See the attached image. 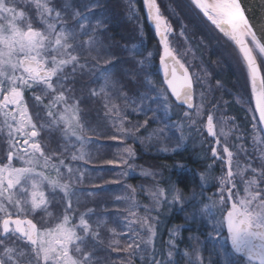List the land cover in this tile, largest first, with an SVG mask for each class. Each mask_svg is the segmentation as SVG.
I'll list each match as a JSON object with an SVG mask.
<instances>
[{"label":"rangeland","instance_id":"rangeland-1","mask_svg":"<svg viewBox=\"0 0 264 264\" xmlns=\"http://www.w3.org/2000/svg\"><path fill=\"white\" fill-rule=\"evenodd\" d=\"M19 1L20 4L29 2L35 7L37 20L41 26H32L31 15L24 9L10 5L6 0H0V57L4 58L0 62V71L4 72V68L6 72H13L12 65L23 56L20 51V43L27 40L29 32L33 30L42 34L39 39L43 43L37 46L42 49L40 54L50 53L45 55L44 59L58 61L64 67L49 82L52 85L51 89L38 84L37 88L40 91L32 94V98H26L22 92V106L26 108L31 123L37 126L36 129L46 130L51 127L52 140L47 139V145L42 144L41 146H53V150L48 149L47 158L39 155L37 151H21L19 167L16 171H11L12 179L16 177V184L20 183L16 191L12 192L17 194L15 201L18 205L15 208L17 219L32 220L37 224V232L41 234L42 238L44 233L52 234L48 239L56 237L57 230L62 225L66 227L70 235L65 241L64 247L74 264H100L101 250L113 249V253H116L117 247L123 245L126 247L127 254H133L143 264H152L154 259L164 261L165 264L169 260L173 264H191L197 254L203 264H216V262H220L216 254H224L219 250L221 244L225 246V249L229 248L225 251L227 257H230L231 254L234 258L235 255L236 257L242 256L236 251L230 250V239L222 238V235H227L226 229L221 235L214 232V226L221 218L219 210L222 209L225 215L226 211L230 209L228 208L230 207L229 199L234 203L246 198L249 194L264 198L262 194L264 193V175H260L259 172L255 176L247 169L246 171L241 168L237 170L229 164H226L225 171H219L220 175L212 173L209 161L212 157L208 151L209 146H207L208 138L211 135L207 131L206 122L207 115L213 113L217 136L221 139L229 138L228 130L232 126L229 123L223 124L224 118H219L217 110L214 109L217 104L215 95L219 92H207L223 88L218 86V83L222 85L219 80L223 78V75L217 73L216 70L225 68V64H229L237 70L238 80L235 79L231 84L234 87L237 82L239 88L245 90L240 92L238 101L244 104L251 113L249 99L246 95L248 91L244 88L243 82L246 78L249 86L248 75L242 60L239 58L240 64H238V59L235 60L238 51L234 44L205 18L214 27L217 34L228 40L232 47L222 49L219 46H212L207 50V41H210L211 46L213 40L210 36L201 34L202 31L199 30L206 31L203 26L195 25L197 32V30H193V25H187L183 21L177 23L180 18L178 9L174 7L173 2L156 0L159 13L166 21V27L171 29L165 37L169 49L176 54L184 66L193 67V72L199 78L203 91L205 88L207 90L206 92L198 91L196 106L193 110H185L176 107L175 101L168 92L163 91L165 88L155 74L163 46L160 39L149 40L147 38L146 27L144 28L142 25V20L139 30L135 34L137 39L136 41L131 40L130 48L126 45L124 49L110 51L109 54L115 53L114 57H109L107 52L98 51L95 56L87 51L84 63L83 60L78 62L80 59L78 55L82 50L86 48L88 50L92 37L93 42L96 41L99 33L105 28L99 23H96L95 31L90 28L91 24L99 20L100 15L96 16L90 7L87 8L89 14L85 9H81L76 15L70 7L72 0H61L62 10L53 4V0H17L16 2L19 3ZM41 4H46L59 12V20L55 13L46 15ZM88 4L93 6V1L89 0ZM67 10L73 14L72 17L67 14L63 17ZM136 10L134 1L127 2V14L140 15L144 19V15ZM113 26L117 29L114 33L118 34L121 28L118 29L117 25ZM204 27L206 28V26ZM127 28L133 32V27ZM151 30L156 31L152 27ZM129 49L131 50L129 51ZM127 50L129 55H127ZM221 50L226 51L228 59L225 58V60L227 62L230 61L229 55H231L230 63H225L224 60L220 61ZM135 55L137 58H134ZM211 55L213 56L211 57ZM129 56L135 61L145 63L144 69L148 73L144 82L146 88L141 90L139 97H132L131 93H126L122 102H127L130 107L128 106L127 110H120V99L113 98L111 92L115 87L114 82L116 83L119 77L123 78L125 74L126 76L127 74L131 75L130 68H128L131 65L127 64L126 60V58H130ZM111 59L114 60V63L118 62L119 66L117 63L116 65L110 63ZM77 65L86 73L77 76L72 82V70L76 69ZM139 65L142 64L139 63ZM58 66L57 64H47L48 68ZM16 75H21V73L18 71ZM200 79L202 80L200 81ZM69 80L70 83L72 82L71 84H68ZM130 86L136 87L134 83H131ZM79 89L86 92H80ZM220 94L222 97L225 95L235 96L234 92H220ZM61 95L64 99L57 100L56 97ZM83 100L86 101L85 105L82 104ZM161 101H166V103H161ZM2 104V97H0V105ZM128 108H132L130 110L134 111H130ZM14 110L15 112L11 113L8 108L3 107L0 109V113L5 121L20 120L19 109L15 107ZM126 111L127 114H124ZM5 113L11 114L6 116ZM134 116V121L130 120ZM146 118L148 119L146 128L140 127L139 125ZM121 125L124 129L134 132L139 140L123 136L113 139ZM104 134L106 135L104 136ZM236 134L239 136V133ZM232 137L235 138V135ZM45 138L46 134L44 133V140ZM193 139L199 144L193 142L192 147L200 148V143L204 142L202 148L205 152L197 156L196 159L199 164L203 163V166L204 162L208 160L209 168L206 171L197 172L198 182L186 195L177 189L169 175L168 179L165 177L163 167L146 164L143 156L146 153L165 155L184 149L186 147L184 143ZM262 141L264 148V140ZM126 147H130L135 155L129 157L124 153L123 149ZM224 147L228 150L225 144ZM165 148L169 151H161ZM223 153L228 161L227 152ZM229 167L232 171L231 182L223 185V199L226 203L213 204L214 201L218 202L221 199V179H227ZM19 170L24 171L20 172ZM28 172L36 174L32 177ZM209 172L214 175L212 179ZM223 172L225 173L223 174ZM247 172L248 176H246ZM238 178L239 181H237ZM169 182L172 183L171 186H168ZM232 184H235V188H232ZM227 185L233 192L231 198L227 194ZM173 186L182 193L183 202H169L172 206L171 212L182 214L186 210L187 219H185V225L173 222L169 224L166 241L162 243L160 238L156 235L152 236L149 229L145 227V220L147 219L155 229L158 217L150 218L148 213L153 210L156 215L160 209V215H165L162 211L166 210L168 201H171L168 190ZM164 195H166V199H163ZM37 196L44 201V204L40 208L32 209L33 199ZM154 197L160 198L159 203ZM105 201L109 204H105ZM257 203L259 201H253V207ZM4 207L8 213L14 211L11 206ZM21 209H23L22 212ZM2 214L0 213V215ZM82 215L88 225L86 229H82L80 225ZM162 223L159 220L158 229L162 227ZM183 228H193L194 232L201 235L202 243L201 239L197 238L198 235L192 236L189 234L190 232L187 233L185 242H182ZM149 238H151V243H149ZM170 240L174 242V246L169 244ZM197 241L200 242L199 247H196ZM25 243L26 241L22 242L21 252H25L27 255L21 259V264H34L31 250ZM170 251L172 252L171 257L168 256ZM109 262L110 259L103 264H109ZM41 264H43L42 259ZM238 264L253 263L239 261Z\"/></svg>","mask_w":264,"mask_h":264},{"label":"snow or ice","instance_id":"snow-or-ice-1","mask_svg":"<svg viewBox=\"0 0 264 264\" xmlns=\"http://www.w3.org/2000/svg\"><path fill=\"white\" fill-rule=\"evenodd\" d=\"M144 3L145 8L154 20L156 32L161 37L163 43L164 51L161 62H164V60L168 58L174 61L172 65L164 64L167 85L177 100L182 99L185 104L191 105L192 80L189 76L188 69L176 60L173 53L169 50L168 42L165 38V34L171 31V29L166 27V21L163 20L159 13L156 0H144ZM195 3L213 24L219 25L222 32H226L227 35L232 36L241 46L243 54L247 58L248 66L251 69L253 86H255L257 66L249 48L244 44V37L245 35H251L253 40H255L256 37L244 7L241 4V0H195ZM41 7L46 15L55 13L57 20H59L60 13L55 9L48 7L46 4H41ZM41 35V33L35 32L34 30L30 31L27 40L21 41L20 43V51L23 53V56L12 65L13 72L11 75L0 71V86L6 85V87H3V91H0V95H2L4 91L9 93L7 96H4L3 106L16 105L19 109L20 124L33 129L30 133L25 132V135L29 136L33 141L38 140L40 132L36 130L37 126L31 123L26 108L22 106L23 97L20 89L28 88L32 84H40L51 89L52 85L49 82L53 77H56L58 73H60L61 68L64 67V65L60 64L58 61L44 59V56L50 53L45 52L44 55L40 54L42 49L37 46L43 43V41L39 39ZM49 63L59 66L48 68L47 64ZM137 63L142 62L137 61ZM18 71L21 75H16ZM260 84L264 86V80H261ZM218 86L222 87L219 83ZM36 99L38 98L36 97ZM56 99L62 100L64 97L61 95L57 96ZM161 103H166V101H161ZM256 105L259 108L260 119L264 120V90L256 94ZM5 115L7 116L9 114L5 113ZM145 116L147 117L146 112ZM147 124L148 119L146 118L139 126L146 128ZM17 130L19 131V129ZM207 131L212 136L216 135L213 127L212 115H208L207 117ZM261 131H264V129ZM121 136L139 140V137L136 136L134 132L124 129L122 125L113 139H118ZM25 148H31L33 152H36L39 151L40 145L39 143L29 145L28 141L25 140ZM161 151L167 152L169 150L165 148L161 149ZM224 151L227 152L228 164L231 165L232 153L226 148ZM123 152L129 157L135 155L130 147L124 148ZM213 155H216L215 149H213ZM8 158L11 160L13 156L10 154ZM221 159H223V157H221ZM177 167L183 166L177 165ZM5 171H8V169H0V173ZM19 171L23 172L24 170ZM8 175V183L12 184V172L8 171ZM260 175H264V173ZM231 178L232 171L231 167H229L227 179H221V199L218 202L214 201L213 204L226 203L223 199V185L230 183ZM232 188H235V184H232ZM168 194L171 195L170 203L183 202L182 193L175 189L174 186L168 190ZM227 194L229 198H231L233 195L231 188H228ZM154 199L159 203V197H154ZM163 199H166V195H164ZM253 201H259V203L253 207ZM43 204L44 201L37 196L33 199L32 209L40 208ZM22 211L23 209H21V212ZM219 211L221 218L217 221L216 226H214V232L222 235L226 226L227 235H222V238L225 240L230 239L231 246L237 253H244L250 259L258 260L259 264H264V198L249 194L246 198L232 203L231 209L227 211L226 216L222 209ZM0 213H3L4 217H7L3 218L2 224H0V232L3 233L0 235V247L4 248V252L0 253V264H5V257L8 264H17V259H23L27 255L25 252L14 255V250L5 246V242L10 239L21 240L22 242L26 241L25 245L31 250L34 264H41V259L43 260V264H74V261L70 258V255L64 247L65 241L70 235L66 227L62 225L57 230V235L53 239H48V237L52 236L51 233H44L42 238L41 234L36 231V226L32 224L31 221H22L20 219L13 220L3 205H0ZM12 225H15V227H12ZM80 225L82 229H86L88 226L83 215L80 219ZM145 227L149 229L152 236L156 235L154 227L148 223L147 219L145 220ZM256 241H259V243H256ZM149 243H151V238H149ZM169 244L174 246V242L171 240ZM168 256H172L171 251L168 252ZM208 259L210 261L211 258L209 257ZM152 264H165V262L156 261L154 259ZM167 264H173V262L169 260ZM191 264H203V261L197 254Z\"/></svg>","mask_w":264,"mask_h":264},{"label":"trees","instance_id":"trees-1","mask_svg":"<svg viewBox=\"0 0 264 264\" xmlns=\"http://www.w3.org/2000/svg\"><path fill=\"white\" fill-rule=\"evenodd\" d=\"M6 1H8V3L10 5H14L17 8H22L25 10V12L29 13V15H31V18L33 21V23L31 24L32 26H39V27L41 26V24L37 20L35 7L33 5H31L29 2H27V3L23 2V4H20V1H19V3L16 2L17 0H6ZM53 1H54L53 4L62 10L63 4H62L61 0H53ZM88 1L89 0H72V5L70 6L71 10L77 15V14H79L78 13L79 10L85 9V11L87 12V8L90 7V9H92V11H94L96 13V16L100 15L99 20H96L95 23L91 24L90 28L95 31L96 30V28H95L96 23L103 25L105 28L99 33L96 41L94 40V42H93V37H92V40L89 41L90 47H92V48L89 47L88 50L86 48V49L82 50V52H80V54L78 55L80 57V59H78V62L81 60H83L84 63L86 62L85 55L87 54V51H89V53L91 55L94 54L95 56L98 54V51L103 52V53L107 52L109 57L110 56L114 57L115 53L109 54L110 51L120 50L121 48L124 49L126 47V45L128 46V48H130V46L132 45V41H134V40L136 41V39H137L135 34H137V31L139 30V24H141L143 22L142 25H144V27H146V25H147L146 21L144 19H142V16H140V15L137 16V15L131 14V13L127 14L128 13L127 12V2H129L131 0H90V1H93V6H89ZM132 1H134L135 5H136V8H137L136 11H138L139 13L144 15L145 10H143L144 9L143 0H132ZM170 1H172L174 7L178 9V17L181 20L178 19L177 23L183 21L187 25H193L194 31L197 30V27L195 25H201V26H203V28L206 31H204V30H199V31H202L201 34L204 33V35H207L208 37L210 36L209 30L217 32L214 29V27L205 19V17L201 14V12L191 3L190 0H170ZM94 5H96V6H94ZM89 12H91V11H89ZM66 14L70 15V17H72V15H73L71 12H69L67 10V11H65V15L63 17H65ZM141 20H142V22H141ZM113 25H117L118 29L121 28L118 34L114 33V31H116L117 29ZM204 26H206V28ZM127 27H133V32H131V30H129ZM197 32H198V30H197ZM212 40L214 41V39H212ZM82 42H83V40H82ZM92 43H93V45H92ZM207 43H208V45L206 46V48H207V50H209L212 48L213 45L210 46L209 40L207 41ZM135 44H136V42H135ZM130 50L131 49H129V51ZM132 51H133V49H132ZM134 51H136L135 48H134ZM220 53H221L220 61L224 60L225 63L231 62V60H232L231 55H229L230 61L227 62L225 60V58H227L226 51L221 50ZM127 55H129L128 50H127ZM212 56L213 55H211V57ZM134 58H137L136 55L134 56ZM217 58H218V56H217ZM222 58H224V59H222ZM126 60H127V64L131 65V66H128V68H130V71H131L130 73L132 76L130 74L129 75L127 74V76H126V74H125L123 78L119 77L118 78L119 80L117 79L116 83L114 82L115 87H114L113 91L111 92V95L113 98L120 99L119 100L120 101L119 106H121L120 110H125L129 106L127 104V102L126 103H125V101L122 102V100L126 96V93H131L130 95L131 96L133 95L132 97H139V96H141L140 95L141 90H145V88H146V86L144 85L145 76H146V71L144 69V67L146 66L145 63H143L141 61L142 65H139V63H137L138 60L135 61L131 57L129 59L126 58ZM116 63H117V66H119L118 62H116ZM225 65H226L224 68L225 71L220 72V74H222L223 78H224V79L222 78V80L227 81L229 83L235 81V79L238 80L237 79V75H238L237 70L233 66H230L229 64H228V66H227V64H225ZM72 73H73L72 74L73 75L72 82H73L77 76L83 75L84 73H86V71H83L82 69H80L79 65H77L76 69L72 70ZM243 82H244V88L248 91V92H246V95L248 96L249 104H250V108H251V113L247 111V114H245V119H243L244 122L242 121L243 123H241V124H245L244 130H246V133L244 136L246 138V144H247L248 140H249V137L247 134H248L249 129L251 128V124L255 123V130H256L255 136L256 137L264 140V135H263V132L261 131L262 129H261V126L259 124V121L257 119L256 113L254 110V106L252 103V98H251V94L249 92L250 90H249V86H248V82H247L246 78H245V81H243ZM69 83H70V80L68 81V84ZM131 83H134V85H136V87L132 88L130 86ZM80 92L84 93L86 91L80 90ZM134 92H136V93H134ZM23 94L26 95V98H32L31 97L32 92H26ZM123 94H124V96H123ZM83 99H85V98L83 97ZM82 104L85 105L86 101L84 102V100H83ZM224 104L221 102L222 107L224 106ZM229 105L233 106L234 103L230 102ZM34 107H36V106H34ZM222 107H220V109H218L217 112H218V114L221 112L220 114L223 115V117H222V118H224L223 120H225V121L226 120L227 121L233 120V118H231V117L227 118V115H234V111L233 110L224 111V109H222ZM130 109H132V108H128V110H130ZM130 111H134V110H130ZM124 114H127V111ZM238 116H239V114H238ZM121 118H123V117H121ZM134 119H135V116H134V118L131 117L130 120L134 121ZM236 119H237V116H236L235 120ZM238 120H239V118H238ZM228 131H229V134H228L229 137H232L233 135H235V137H237V134L235 132L237 130H235L233 127H231ZM105 135L106 134H104V136ZM238 135H239V137L242 136L241 134H238ZM55 139H56V137H55ZM185 141H187V140H185ZM184 144L186 145V147L184 149L177 150V151H174L171 153H167L165 155L146 153L143 156V158H144V162L148 165L152 164L155 166H159L160 168L163 167V171L165 172V177L167 178L169 175L172 179V182H174L176 184L177 189L181 190L184 194L188 195V192L190 190H192L193 185L190 186L188 173H186L185 171L184 172L181 171L182 173L180 174L179 170L184 169L186 167V165L188 167H190L189 164L191 163V161H190L191 159H189V158H190V155L193 153V147H192V141L191 140H188ZM250 146H253V145L251 144ZM242 153L251 154L252 157L255 154H258V152H256L254 149H252L249 146H247V150L242 152ZM241 158L247 162V157L242 156ZM198 162L199 161L196 160V161L192 162V164L197 166L199 164ZM177 165H182L183 167L178 168ZM242 169L246 170L247 168L242 167ZM198 172H201L199 170V168H198ZM178 174H180V175H178ZM248 174L249 173L247 172L246 176H248ZM171 184L169 182L168 186H171ZM136 185H138V184H136ZM262 194L264 196V193H262ZM105 204H109V203L107 201H105ZM171 209H172V206L168 201V205L166 206V210L162 211V213H164L165 215H160V209H159V213L156 215H155L153 210H150L148 213L150 218H152V217L154 218L156 216L158 217V222H156L157 224H156L154 230H155L156 236L161 239L162 243H164L166 241L167 233H168L167 228H168L169 224H172V222H173V223L185 225V223H186V220H185V219H187L186 210H184L185 213L181 214L178 212L172 213ZM174 219H175V221H174ZM159 220L163 222L162 227L160 229H158V227H157ZM37 221H39V219H37ZM194 224H196V223H194ZM188 232H190L189 234L192 236L198 235V232H194L193 228H183L182 233H181V237L183 238L182 242H185L186 235H188L187 234ZM197 238L201 239V243H202L201 235L200 236L198 235ZM198 242L199 241L196 242V247H199V245H200V242L199 243ZM193 243H195V241H193ZM158 246H160V245H158ZM161 247H162V244H161ZM226 249H225V246L223 244H221L219 250L223 251L224 254H219V253L216 254L218 256V259L220 260V262L218 261V262H216V264H238L239 261L240 262L245 261V262L250 263V261L247 260L245 257L243 258V257H240L238 255H237L238 257H236V255H235V258L233 256V254H231L230 257H227L226 256L227 253L225 251H227L228 249L227 250ZM160 250H162V249H160ZM230 250L233 251L231 249V246H230ZM116 251H117L116 253L115 252L113 253V249L101 250L100 251V259H101L100 264H103V263L109 261V259H110L109 264H143V262L140 261L133 254H127V252H126L127 250H126V247L124 245L121 247L118 246ZM214 259L217 260L216 258H214ZM130 260H131V262H130Z\"/></svg>","mask_w":264,"mask_h":264},{"label":"flooded vegetation","instance_id":"flooded-vegetation-1","mask_svg":"<svg viewBox=\"0 0 264 264\" xmlns=\"http://www.w3.org/2000/svg\"><path fill=\"white\" fill-rule=\"evenodd\" d=\"M143 18L148 25V26L146 25L147 38L149 40H151V39L154 40V39L158 38V39H160L159 41H160L161 45L163 46V43L161 41V37L159 35H157L156 31L151 30V27L153 29H155V25H151L148 22L146 15H145V12H144ZM209 33H210V37L212 39H214V41H213L214 47L219 46L222 49H227L229 47L232 48L229 41L226 40L222 35H220V34L218 35L217 32H214L212 30H209ZM166 35H167V33L165 34V37H166ZM249 43H250V46H251V48H252V50H253V52H254L257 60H258V63L260 65V68H261V71H262V74L264 77V58L262 57V55H260V53L257 50V48L255 47V45L251 41H249ZM207 45H208V43H206V46ZM163 51H164V48H163ZM162 55H163V52H162ZM162 55H161V57H162ZM236 55H237V57H235V60L238 59V64H240L241 57H240V55H238V53H236ZM175 56H176V54H175ZM161 57L159 58V60L157 62V68H156L157 70H156L155 74H157L158 78L161 80V83L165 88V89H163V91L168 92V94L171 96V98L175 101L174 104H176L175 105L176 107H178L180 109L189 110L187 107L179 104L173 98L171 91L169 90L168 86L166 85L165 80H164L163 71H162V66H161ZM3 59L4 58L0 57V62H2ZM177 59L179 60L178 57H177ZM113 61L114 60L111 59L110 63L116 65V62L114 63ZM179 62H180V60H179ZM227 66H228V64H227ZM185 67L188 69V73H189V76H190V78L192 80V84H193V92H194V107H193V109H194L196 106L195 105L196 104V95H197L198 91L206 92L207 90L205 88V91H203V86H201V82H199V78L193 72V67L192 66L190 67V65H187ZM238 67H239V65H238ZM3 71L6 74H10V75L12 73V72H6L4 68H3ZM145 71H146V69H145ZM222 71H225L224 68H218L216 70L217 73H220ZM146 75H148L147 72H146ZM201 80L202 79H200V81ZM219 81L222 84V87H223L222 89L207 91V92H219L217 95H215L217 104H215L214 109H215V111L220 109V107H222V105H221V102H222L223 104L225 103L224 106L222 107V109H224V111L233 110L234 115H227V118L231 117V118H233V120L224 121L223 124L229 123L235 130H237L235 132L241 134L242 136L241 137L237 136L235 138L234 137H229V138L227 137L225 139H221L219 136H217V131H216L214 123H213L214 131H215L216 135L212 136L210 134L211 136L208 138L209 142L207 143V146H209V149H208L209 154L212 157V159L209 160L210 161V167H211L210 170L212 171V173H217V174H219V171H221V170L225 171L226 164H228V161H226V159H225L226 156H223V154H224L223 152L225 149L224 144H225V146L228 147V150L234 154V157L232 158V160H234V162L231 163V167L237 168V170L239 168H241V170H243L242 167H247V170L250 173L254 174L255 176H257L259 172L264 173V148H263V144H262L263 141L261 138H258L255 136V132H256L255 123L251 124V128L248 131L247 135L249 137V140H248L247 144H246V138L244 136L246 133V130H244L245 124H241L244 122L243 119H245V114H247L248 110L244 104H242L241 102L238 101V96H240V92L242 93L245 90L240 89L239 86L237 85V82H235V84H234L235 86L232 87V84L227 82V81H224L222 79H220ZM37 86H38V84H32L28 88H21L20 91L24 92V93L32 92V94H35V92L40 91V89L38 90ZM3 87H6V85L0 86V91H3ZM5 92L6 91H4L2 95H0V97H2V103L4 102V96L8 95ZM220 92H234L235 96L233 95V97H232L229 95H227V96L225 95L224 97H222ZM22 96H23V94H22ZM24 96L26 97V95H24ZM230 102H233L234 105L233 106L229 105ZM1 107L2 108L4 107L3 104L0 105V109H2ZM15 107H16V105L13 104V105H9L5 108H8V111H10L11 113H14ZM11 113H9V114H11ZM220 113L219 114L217 113L219 118L223 117V115H221ZM238 114H239V116H238ZM208 115L213 116L214 114L209 113ZM208 115H207V117H208ZM236 116H237V119L235 120ZM238 118H239V120H238ZM37 122H38V120H37ZM37 122H36V124L38 125L39 122L38 123ZM206 122H207V119H206ZM17 129H19V131ZM32 130L33 129H31L30 127L22 126L20 124L19 119H17V120L13 119L11 121H5L3 116L0 113V169H8V171H10V172L12 170L16 171V169L19 167V164H20L21 151H23V150L31 151V148H25V140L28 141L29 145H31L33 143H39L40 149H39V151H37V153L43 157H45V156H46V158L48 157L47 156V154H49L48 149L53 150V146L42 147L41 145L42 144L47 145L46 144L47 139L52 140L53 131H52L51 127H49L46 130L42 129V128L36 129L40 132V136H39L37 141L31 140V138L29 136L25 135V132L30 133ZM44 133L46 134L45 140H44ZM226 139H228L227 142H225ZM193 142L195 144H199V143H196V141H194V139L192 140V143ZM200 144H201V147H200L201 149L193 147V153L190 155V158H189V159H191L190 160L191 163L189 164L190 167H188L186 165V167L184 169L179 170L180 174L184 171L186 173H188L190 186L193 185V187L198 182L197 181V179L199 178V175H197L198 168L201 172L203 170L206 171L209 168L208 160L204 162V166L202 165L203 163H201V164L197 163L198 164L197 166L192 164V162L197 160L196 159L197 156H200L202 153L205 152V151H203V148H202V146L204 145V142H202ZM251 144L253 146H250ZM196 146L198 147V145H196ZM247 146L251 147L256 152L261 153V154H255L252 157L251 154L242 153V152L247 150ZM50 147H52V148H50ZM213 149H215L216 155H213ZM10 154L13 156V158L11 160H9V158H8ZM206 154H208V152H206ZM242 156L247 157V162L241 158ZM221 157H223V159H221ZM256 168H258V169H256ZM8 171L0 173V205L11 206V208L14 211L13 212L10 211L9 214H10L11 218L13 220H15V219H17L16 212H15V208L18 206L15 202L17 194L12 193V192L16 191V189L20 186V183L16 184L17 178L14 177L15 180L12 179L13 183L9 184L7 182V179L9 178ZM191 171H193V172H191ZM210 172H209V174L211 175L210 177L212 179L214 177V175L211 174ZM224 173L225 172H223V174ZM28 174L33 177L36 173L30 174V172H28ZM180 174H178V175H180ZM234 175H235V173H234ZM237 181H239V178ZM228 186L229 185H227V191H228ZM228 208H230V207H228ZM3 218H7V217H4L3 214L0 215V224H2ZM28 221L33 222L32 220H28ZM33 223L36 224L35 222H33ZM36 226H37V224H36ZM12 227H15V225H12ZM37 229H38V226L36 227V231H37ZM2 234L3 233L0 232V235H2ZM5 246L7 248L13 249L14 250L13 254L16 255L17 253H21L22 241L10 239V240L5 242ZM3 252H4V248L0 247V253H3ZM238 254L241 255L240 253H238ZM5 264H8L6 257H5ZM17 264H21V259H17Z\"/></svg>","mask_w":264,"mask_h":264},{"label":"water","instance_id":"water-1","mask_svg":"<svg viewBox=\"0 0 264 264\" xmlns=\"http://www.w3.org/2000/svg\"><path fill=\"white\" fill-rule=\"evenodd\" d=\"M191 1L196 6V8L203 14L202 10L198 7V5H196L195 0H191ZM241 4L244 7V10H245V12L247 14V17H248L249 21H250L251 28L254 30L255 37H256L255 40H253L251 35H245V37H244V44H245L246 47L249 48V50L251 52V55H252V58H253V60H254V62L256 64V66H257L255 86H253L251 69L248 66L247 58L244 56L241 46L236 42V40L232 36L227 35L226 32H222L220 30V28H219V25L213 24L204 14L203 15L205 16V18L209 22H211L215 26V28L217 30H219L224 36H226L234 44V46L237 48V51H238V53H239V55L241 57V60H242L243 65L245 67V70L247 71L250 93H251L253 106H254V110H255L257 119L259 121L261 129H264V120L260 119L259 108L256 105V94L259 91L264 90V86H262L260 84V81L264 80V77H263L260 65L258 63V60H257V58H256V56H255V54H254V52H253V50H252V48L250 46V43H249V41H251L255 45V47L257 48L259 53L262 55V57L264 58V0H241ZM143 6H144L145 15H146V18H147L148 22L151 25H155L154 20L152 19V17L148 13L147 9L145 8L144 0H143ZM173 55L175 56L174 53H173ZM175 58H176L177 61H179L176 56H175ZM165 63L168 64V65H172L174 63V61L172 59L168 58V59H165L164 62H161L162 71H163V75H164V80H165V83L167 85V77L165 76V68H164V64ZM169 90L171 91L170 88H169ZM172 96L179 104L187 107L188 109H192L194 107L193 84H192V103H191V105L185 104L182 99L181 100H177L173 94H172ZM263 133H264V131H263ZM232 203L233 202L230 199V209H231V204ZM230 209H228V210H230ZM227 211L225 213V216L227 214ZM32 224H34V223L32 222ZM34 225L36 226V224H34ZM225 229H226V226H225ZM256 243H259V241H256ZM242 255L244 257H246L249 261L253 262L254 264H259L258 260L250 259L244 253H242Z\"/></svg>","mask_w":264,"mask_h":264},{"label":"bare ground","instance_id":"bare-ground-1","mask_svg":"<svg viewBox=\"0 0 264 264\" xmlns=\"http://www.w3.org/2000/svg\"><path fill=\"white\" fill-rule=\"evenodd\" d=\"M230 243H231V241H230ZM229 249V248H228ZM231 249L233 250V251H235V249H233L232 248V246H231ZM240 257H243L244 258V256L242 255V256H240ZM246 258V257H245ZM247 259V258H246ZM248 260V259H247ZM251 262V261H250ZM253 263V262H252ZM254 264V263H253Z\"/></svg>","mask_w":264,"mask_h":264}]
</instances>
